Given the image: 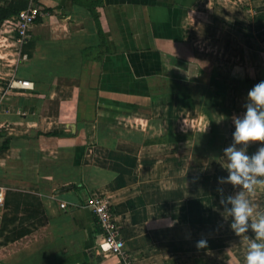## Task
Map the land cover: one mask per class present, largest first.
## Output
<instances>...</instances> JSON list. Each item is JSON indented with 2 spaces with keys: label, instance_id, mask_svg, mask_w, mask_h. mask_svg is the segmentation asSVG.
<instances>
[{
  "label": "crops",
  "instance_id": "crops-1",
  "mask_svg": "<svg viewBox=\"0 0 264 264\" xmlns=\"http://www.w3.org/2000/svg\"><path fill=\"white\" fill-rule=\"evenodd\" d=\"M30 4L43 15L24 43L16 16L0 22V264H125L98 249L96 194L129 264H246L261 238L252 217L232 228L229 198L259 220L264 177L228 181L224 149L264 146L233 135L264 80V0ZM14 78L35 87L10 91Z\"/></svg>",
  "mask_w": 264,
  "mask_h": 264
},
{
  "label": "clouds",
  "instance_id": "clouds-1",
  "mask_svg": "<svg viewBox=\"0 0 264 264\" xmlns=\"http://www.w3.org/2000/svg\"><path fill=\"white\" fill-rule=\"evenodd\" d=\"M249 100L243 118L236 120L234 139L236 142H248L252 140L264 141V80L255 83L247 92ZM228 163L229 176L226 178L234 184H243L249 191L254 185L260 183L258 177H264V146L252 155L237 150L235 146L224 149ZM224 180V177L220 178ZM232 204L234 222L232 228L237 233L244 232L248 227L249 217L253 209L249 201L240 193L229 198ZM175 221H170L174 224ZM261 241L252 242L246 254V264H264V215L258 221L251 224ZM208 241L204 238L197 241V247L202 248Z\"/></svg>",
  "mask_w": 264,
  "mask_h": 264
},
{
  "label": "built area",
  "instance_id": "built-area-1",
  "mask_svg": "<svg viewBox=\"0 0 264 264\" xmlns=\"http://www.w3.org/2000/svg\"><path fill=\"white\" fill-rule=\"evenodd\" d=\"M43 15L39 8L30 4L20 10L16 15L15 31L16 40L22 44L30 36L31 30L37 18ZM35 82L23 78H14L10 81V91H24L33 89ZM3 193L0 192V201L3 200ZM86 205L91 208L97 217L102 231V239L98 249L100 252L111 253L119 256L125 264H129L128 255L125 252V241L122 236V227L113 209V202L110 196L103 194L91 195L86 200ZM62 207H67L65 202Z\"/></svg>",
  "mask_w": 264,
  "mask_h": 264
},
{
  "label": "trees",
  "instance_id": "trees-1",
  "mask_svg": "<svg viewBox=\"0 0 264 264\" xmlns=\"http://www.w3.org/2000/svg\"><path fill=\"white\" fill-rule=\"evenodd\" d=\"M29 3L30 0H11L5 4L0 5V22H3L10 17L16 16L20 12V10L26 8ZM4 144L6 145L7 142H5Z\"/></svg>",
  "mask_w": 264,
  "mask_h": 264
},
{
  "label": "rangeland",
  "instance_id": "rangeland-1",
  "mask_svg": "<svg viewBox=\"0 0 264 264\" xmlns=\"http://www.w3.org/2000/svg\"><path fill=\"white\" fill-rule=\"evenodd\" d=\"M251 207H252V209H253V213H252V215H251L250 217H252V219H253L254 222H255V221H258V219L255 218V214H254L255 207H254L253 205H251Z\"/></svg>",
  "mask_w": 264,
  "mask_h": 264
}]
</instances>
